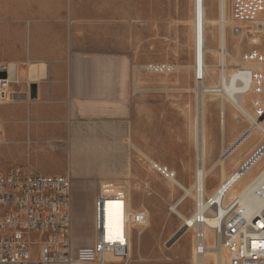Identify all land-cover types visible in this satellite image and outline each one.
<instances>
[{
    "label": "rangeland",
    "instance_id": "1",
    "mask_svg": "<svg viewBox=\"0 0 264 264\" xmlns=\"http://www.w3.org/2000/svg\"><path fill=\"white\" fill-rule=\"evenodd\" d=\"M205 9L206 46L212 49L206 54V64L213 74L207 84L214 85L218 81L216 0H205ZM193 13V0H0V79L12 78L16 99L9 112L24 121L30 115L61 121L46 129L30 130L26 121L22 126L10 122L0 128V172L62 175L72 180L81 202L79 218L73 217L76 256L91 259L92 242L88 249L85 246L93 236L92 223L86 219V199L94 200L102 182L127 183L121 193L131 198L132 211L148 210L150 223L142 235L134 230L127 264H191L195 233L182 237L183 222L171 211L183 191L154 171L150 163L168 167L185 186L194 181ZM250 22L264 28V22ZM231 24L228 42L238 60L252 49L264 52V33L236 36ZM41 63L47 65L45 81L29 84L27 70ZM142 66L150 70L135 72V67ZM37 103L47 105L50 112L31 105ZM234 112L231 107L222 109L218 98L208 103L212 162L247 130L257 133ZM87 137L100 140V151L108 157L88 158L78 146L80 139ZM262 141L263 137L253 136L249 144H242L240 153L227 157V175L243 166ZM79 165L110 169L87 172ZM221 169L219 163L206 184L219 182ZM193 209L190 199L180 206L185 215ZM34 250H39L37 242ZM111 264L125 263L115 259Z\"/></svg>",
    "mask_w": 264,
    "mask_h": 264
},
{
    "label": "built area",
    "instance_id": "2",
    "mask_svg": "<svg viewBox=\"0 0 264 264\" xmlns=\"http://www.w3.org/2000/svg\"><path fill=\"white\" fill-rule=\"evenodd\" d=\"M263 14L264 0H229V15L237 27V35L242 33L239 26H246L251 20L255 22ZM242 61L261 67H240L238 74L249 80L244 94L251 92L252 88L259 91L254 94L252 106L257 118L264 119V52L249 50L243 54ZM149 70L148 66L135 67V72ZM202 79V73L198 72L196 80ZM239 83L243 84L241 80ZM248 133L250 130L244 134ZM262 152L264 141L254 155L238 168V176H234L232 181H239L244 170L263 156ZM151 166L167 181H177L176 173L168 167L157 163H151ZM258 181L261 213L239 212L233 206V200L213 207L218 221L214 231L220 246L229 255V264H264V174L258 177ZM71 190L72 180L68 176L24 175L15 170L0 172V264H111L106 260L110 254L128 263L132 233L136 227L148 225V211H132L126 194L109 192L100 187L93 200L91 259H85L76 256L73 251ZM108 209L121 214V224L117 223L112 228L113 239H107L106 235L105 214ZM204 240L202 231L195 233L198 255L204 253ZM35 242L39 245L38 252L34 250Z\"/></svg>",
    "mask_w": 264,
    "mask_h": 264
},
{
    "label": "bare ground",
    "instance_id": "3",
    "mask_svg": "<svg viewBox=\"0 0 264 264\" xmlns=\"http://www.w3.org/2000/svg\"><path fill=\"white\" fill-rule=\"evenodd\" d=\"M216 3H217V14H218V36H217L218 81L215 82L214 85H210L207 84V78L208 77L213 78V74L211 71L212 68L206 64V54L211 53L212 49L207 48L206 40H205V34H206L205 33V29H206L205 0H193V12H194L192 19L193 50H194L193 70L195 76L197 75L198 72L202 73L203 76L202 81L196 80L195 82L196 87L194 91L196 94L195 102H197L196 116L194 119V125H195L194 141L197 152L196 170L194 174V181L189 186L183 185L178 180L173 182V184H175L179 189L183 191V194L171 207V211L183 222L181 236L184 237L189 232L197 233L198 231L200 232L202 231L205 236L204 243L206 248L202 255H198L196 253L197 246H196V241L194 240L195 243H193L194 248L192 246L193 257L191 260V264H229V255L227 251L220 246L218 237L214 231V229L218 227V221L215 218L216 215H214V208H213L215 205H220V206L225 205L233 200V206L235 208H238L239 212H246V210L248 212H254V213L262 212L260 184L258 181V177L261 174H264V152H262L263 155L262 157H259L258 160L256 159L257 161L255 160V163H253L251 166H249L247 169L244 170L243 175L241 176L239 181H232L234 176H238V169L233 173L227 175L226 167H225V160L227 159V157H229L232 153L233 154L240 153V150H242L243 148L242 144L244 142L247 144L253 136L262 137L264 135V119L257 118L256 115L257 113L252 106V101L256 96L254 94L259 93V91L257 89L252 88L251 92L244 94V92L246 91L249 85V80L248 77L243 75L241 76L240 74H238V70L240 67L253 68V69L261 68V67L249 63H244L243 61L238 60V55H234V53L231 51L228 42V32H229L228 29L231 31V26H232L231 24L232 20L230 19V15H229V0H216ZM256 22L259 23L264 22V14ZM235 28L237 27L236 26L234 27L233 32L234 35L236 36L239 35L243 36L244 33H246V36L252 35L253 33L255 34L264 33V28L256 27L250 21L247 23L246 26L244 25L242 27L239 26L240 30H242V33H240L239 35L235 33ZM235 54H238V51H236ZM34 63H36V61H34ZM27 71L28 72L26 75V81L29 84L31 83L35 84L45 81V77L48 73L47 65L45 63H41L40 67H38L35 64L31 65ZM10 75H11V71H10ZM240 80L243 82V84L239 83ZM19 82L21 81H17V83ZM11 83H12L11 77L8 80L0 79V107L3 108L2 109L3 111H0L1 129H5V125H8V123L10 122L22 126L21 124L26 121L27 124L29 125L30 130L39 129V128L46 129V127L50 126L51 123L61 122L55 119H42L38 117H33L31 115L25 121L17 117H13V115H11V113L9 112L11 109V108L9 109V107L13 106L11 104L16 99L13 97L14 93L12 92V88L10 86ZM209 97H211L212 99L213 98L220 99V106L224 110H226L227 107L233 108L235 110L233 115L239 113L240 116L238 117L240 119L243 118L246 121H248L252 125V129L257 131V133L254 135L251 133L242 135L239 139L236 140L235 143H233V145L230 148H225L223 150L220 159L217 160L216 162H212L209 156L210 143L207 136V123H206V116L208 113V103L210 102L211 99ZM222 117L223 118H221L222 119L221 123L225 125V117L224 116ZM251 131L252 130H250V132ZM103 133L104 132H102V134ZM87 139L86 140L80 139L78 146L82 149L81 151L87 154L86 156H88V158L89 157L104 158L106 157V155L108 157V154H106L105 151L104 152L106 155H104V157L102 155L104 153L100 151L101 149L100 146L103 145V144L100 145L101 143L99 142L100 140L99 141L96 139L91 140L89 139V137H87ZM75 140L78 141L79 138L78 140L77 139ZM114 150L115 149H113V151ZM219 163H220V167L222 168L221 176L218 184L219 186L212 193H210L208 191L209 189L207 190L206 187L207 178H209L211 175L215 173L217 165ZM79 166L85 169L87 172H93L97 169L100 172H105L107 169H110V167L108 166L107 167L98 166L93 168L87 166H81V165ZM261 167L262 169L258 173V175L253 176L256 169ZM101 175H104V173H101ZM128 184L130 183L128 182ZM126 185L121 183L108 184L106 182H102L100 183L99 188L102 187L103 189L108 190L109 192L116 191V193H119L120 191L126 189V187L128 186ZM188 199L194 202V209L190 215H185L181 212L180 206L184 204ZM128 200H129L128 207L130 210H132L131 198L129 199L128 197ZM200 221H203L204 223L201 224ZM117 223L121 224V214L114 212L113 209H108L105 214L107 239H113L112 228ZM149 225L150 223H148L146 227H148ZM146 227H136V229H138L140 235H142L144 232L143 229H145ZM86 241L87 243L85 244V246L86 249H88L90 247L89 241L92 242V239L91 240L87 239ZM132 250H133V242L131 245V253ZM180 255H183V253ZM115 259L118 258L114 257L111 254L107 255L106 257V260L110 263H113Z\"/></svg>",
    "mask_w": 264,
    "mask_h": 264
},
{
    "label": "crops",
    "instance_id": "4",
    "mask_svg": "<svg viewBox=\"0 0 264 264\" xmlns=\"http://www.w3.org/2000/svg\"><path fill=\"white\" fill-rule=\"evenodd\" d=\"M31 105H38L39 111H42V112L48 113L49 109H51V108H46L47 105L41 106L38 103L37 104H31ZM18 107L21 108V106H18ZM22 112H23V109H22ZM218 184H219V182H215L214 184H212V183L206 184L207 188L209 189L208 191L210 193H212L219 186ZM79 200L80 199H78L76 192L74 191V189H72L71 194H70V204H71L72 215H73V217H76V219L79 218V216H80L79 204H81V202ZM84 206H85L86 213H87V218H86L87 222L92 223V221H93V201L90 199H86V201L84 202Z\"/></svg>",
    "mask_w": 264,
    "mask_h": 264
},
{
    "label": "water",
    "instance_id": "5",
    "mask_svg": "<svg viewBox=\"0 0 264 264\" xmlns=\"http://www.w3.org/2000/svg\"><path fill=\"white\" fill-rule=\"evenodd\" d=\"M1 76H3V78H5V77H6V75H5V74H1ZM179 236H180V235H177V236L174 238V240L172 241V243H174V241H176V240L179 238Z\"/></svg>",
    "mask_w": 264,
    "mask_h": 264
}]
</instances>
